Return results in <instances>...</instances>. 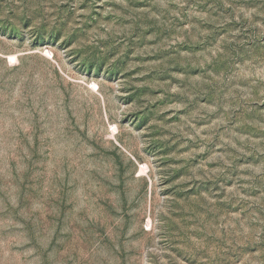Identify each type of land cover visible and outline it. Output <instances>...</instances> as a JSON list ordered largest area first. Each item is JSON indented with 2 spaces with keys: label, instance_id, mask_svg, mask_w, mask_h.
<instances>
[{
  "label": "rangeland",
  "instance_id": "rangeland-1",
  "mask_svg": "<svg viewBox=\"0 0 264 264\" xmlns=\"http://www.w3.org/2000/svg\"><path fill=\"white\" fill-rule=\"evenodd\" d=\"M0 264H264V0H0Z\"/></svg>",
  "mask_w": 264,
  "mask_h": 264
},
{
  "label": "bare ground",
  "instance_id": "bare-ground-1",
  "mask_svg": "<svg viewBox=\"0 0 264 264\" xmlns=\"http://www.w3.org/2000/svg\"><path fill=\"white\" fill-rule=\"evenodd\" d=\"M7 59H8L9 61H11V60H15V59H16V56L9 55V56H7ZM140 171H141V172H144V168H142Z\"/></svg>",
  "mask_w": 264,
  "mask_h": 264
}]
</instances>
